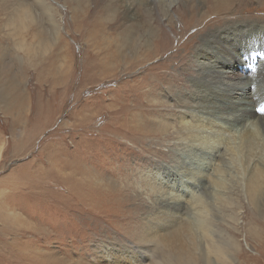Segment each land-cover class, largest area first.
Returning <instances> with one entry per match:
<instances>
[{
	"label": "rangeland",
	"instance_id": "374dc122",
	"mask_svg": "<svg viewBox=\"0 0 264 264\" xmlns=\"http://www.w3.org/2000/svg\"><path fill=\"white\" fill-rule=\"evenodd\" d=\"M255 24L264 26V0H0V264H68V258L98 264L102 247L95 249L94 239L111 245L117 231L112 208L90 214L98 199L78 197L92 187L91 177L110 185L129 178L148 203L172 197L188 207L196 195L179 169L195 161L186 150L197 144L179 140V120L192 118L179 106L188 86L179 85L180 61L209 31ZM192 58L187 82L198 70L199 58ZM160 120L171 134L146 132L148 121ZM232 156L217 158L210 172L225 163L229 185L242 184L241 205L232 206L233 217L218 209L209 215L221 226V242L236 238L239 249L264 264L263 242L250 228L264 236V217L247 204ZM182 209L181 215L188 211Z\"/></svg>",
	"mask_w": 264,
	"mask_h": 264
},
{
	"label": "bare ground",
	"instance_id": "6f19581e",
	"mask_svg": "<svg viewBox=\"0 0 264 264\" xmlns=\"http://www.w3.org/2000/svg\"><path fill=\"white\" fill-rule=\"evenodd\" d=\"M20 24H23V19L17 21L18 28ZM191 54L182 58L179 64V85L188 83L186 91L179 95V106L189 108L190 115L192 113L191 119L184 117L179 120V140L197 146L186 150L187 158L194 157L195 161L181 165L179 174L186 170L190 178L186 176L184 185L196 197L188 207H183L184 203L179 198L174 200L172 197L148 203L138 185L130 183L129 178H124L127 180L124 185H118L119 177L114 179L116 185H110L107 179L91 177L87 183L92 187H83L78 197L82 201L98 199L95 204L90 203L92 209L87 211L90 214L112 208L115 231L122 234L119 236L112 231L110 238L113 242L107 246L103 240L94 239L95 247H102V260L98 264L108 263L109 260L110 264H200L203 256H206L203 261L207 264H231L229 259L232 258L233 264H260L258 257V260L253 259L257 255L249 256L239 249L236 238L229 235L226 242L219 240L216 227L221 226L209 215V211L218 209L216 214L233 217L232 206L236 202L241 205L237 190L242 184L232 179L233 183L229 185L225 163L214 166L216 173H213L215 170L210 172L214 161L217 158L225 160V153L229 152L235 157L239 173L243 175L247 204L255 207L258 214L264 217V26H226L209 31ZM192 57L195 60L199 58L198 70L193 77L194 82H187L186 75L193 73L190 69ZM187 92L194 97L193 103L188 101ZM148 124L151 127L146 132L156 130L159 137L171 134L167 122L160 120L153 124L148 121ZM223 145L226 148L222 153ZM167 178L169 180L170 177ZM111 192L115 198L107 200ZM124 196L127 198L124 199ZM177 206L179 211L174 210ZM182 208L188 211H183L181 215ZM124 215L128 217L125 224L121 221ZM185 215L188 218L183 220ZM250 228L264 245L260 229L254 225ZM126 234L134 236V241L124 236ZM122 240L129 241L130 245L120 244ZM76 248L75 245L71 249ZM151 255L157 256L158 260L147 262L152 259ZM67 261L68 264L84 262L75 258H68ZM60 264L67 262L61 261Z\"/></svg>",
	"mask_w": 264,
	"mask_h": 264
}]
</instances>
